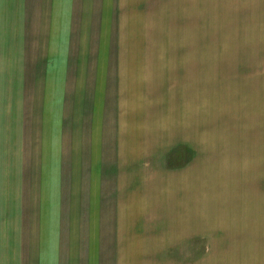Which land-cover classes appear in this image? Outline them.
Wrapping results in <instances>:
<instances>
[{
  "label": "crops",
  "instance_id": "0c3cea01",
  "mask_svg": "<svg viewBox=\"0 0 264 264\" xmlns=\"http://www.w3.org/2000/svg\"><path fill=\"white\" fill-rule=\"evenodd\" d=\"M172 1L0 0V264H264L260 177L228 192L204 236L153 218L177 214L156 191L173 149L151 153L174 133L150 132L131 87L169 64L197 68L190 41L167 45L197 38L175 35L195 19ZM237 2L264 8L209 0L213 32Z\"/></svg>",
  "mask_w": 264,
  "mask_h": 264
},
{
  "label": "rangeland",
  "instance_id": "374dc122",
  "mask_svg": "<svg viewBox=\"0 0 264 264\" xmlns=\"http://www.w3.org/2000/svg\"><path fill=\"white\" fill-rule=\"evenodd\" d=\"M179 1L186 7L171 14L192 13L195 21L177 29L175 35L189 29L197 38L167 39V45L173 41L182 47L190 41L196 46L191 58L197 68L169 64L165 70L148 72L149 86L131 87L143 99L130 104L146 112L150 132L158 130L163 137L174 133L156 150L155 145L150 147L151 153L161 151L160 145L168 152L173 149L164 170L158 171L163 172V180L156 191L163 197L174 194L177 214L159 213L153 218L164 217L161 226H198L204 236L205 226L221 224L225 218L221 212L230 190L242 191L245 183L252 189L253 178L260 177L264 196V8H259L260 13L256 7L241 13L239 7L246 5L237 2L238 9L227 10V17L214 14L213 32V24L205 22L211 18L209 0L190 4V0H173L172 8ZM220 18L227 23L219 22ZM152 157L156 156L144 159L150 164L151 177L155 174ZM167 170L174 171V181H166Z\"/></svg>",
  "mask_w": 264,
  "mask_h": 264
}]
</instances>
